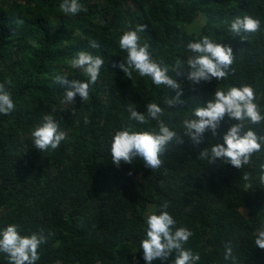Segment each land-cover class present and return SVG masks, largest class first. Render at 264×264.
I'll use <instances>...</instances> for the list:
<instances>
[{
    "label": "trees",
    "instance_id": "16d2710c",
    "mask_svg": "<svg viewBox=\"0 0 264 264\" xmlns=\"http://www.w3.org/2000/svg\"><path fill=\"white\" fill-rule=\"evenodd\" d=\"M60 3L0 0V83L15 103L10 114H0V229L16 224L21 235L52 233L38 249L36 264H147L140 249L146 216L159 214L167 203L176 227L193 232L184 248L199 253L197 264H233L224 259L227 242L235 264H264V249L255 245L264 222V184L259 182L264 143L241 169L220 160L208 164L199 153L223 143V134L237 121L225 118L217 136L206 131L198 145L184 135L183 124L216 89L245 85L254 89L264 115V0H80L86 11L76 15L62 13ZM246 15L260 21V30L233 36L231 22ZM138 25L147 26L138 33L141 43L182 85L183 104L169 108L166 101L176 90L156 86L135 71L130 80L112 66L127 55L119 37ZM205 36L230 45L234 62L225 79L193 83L187 79L192 55L187 44ZM93 40L98 49L90 47ZM80 51L99 55L104 65L86 101L77 95L74 103H62L68 89L54 82L56 75L87 80L70 65ZM177 62L183 66L180 75L171 71ZM130 103L139 112L157 103L164 110L161 119L183 141L167 146L156 171L139 159L119 166L111 161L117 131L155 127L154 121L130 120ZM46 114L67 137L56 150L41 152L31 131ZM249 128L264 136V121L246 122ZM174 259L175 253L153 264ZM0 264H9L3 253Z\"/></svg>",
    "mask_w": 264,
    "mask_h": 264
},
{
    "label": "clouds",
    "instance_id": "9594fccd",
    "mask_svg": "<svg viewBox=\"0 0 264 264\" xmlns=\"http://www.w3.org/2000/svg\"><path fill=\"white\" fill-rule=\"evenodd\" d=\"M62 13L76 15L83 8L80 0H62L59 5ZM18 23H23L19 20ZM146 25H138L135 30L125 31L119 37V48L126 52V58L114 62L113 67L122 70L127 78L132 80L133 71L140 77H148L156 86L164 85L168 89L176 90V96L166 101L169 108H174L178 104H183L181 100L182 85L171 78L168 73L169 67L163 62H157L152 58L147 43H141L138 33L146 30ZM260 30V21L251 16L236 17L230 24V31L233 36L242 33H255ZM242 39L246 37L242 36ZM90 47L98 49L100 44L93 40ZM187 49L192 53L186 61L190 69L187 79L193 83L200 81L223 80L228 74L234 62L235 55L230 45L216 43L205 36L198 42H189ZM70 65L73 69L82 70L86 81L79 79L69 80L62 75H56L54 82L61 86H67L62 103L72 104L77 95L82 101L89 98V88L97 82L100 76V69L104 65V60L99 55L90 52L80 51L71 59ZM183 66L177 62L171 71L180 75ZM256 96L251 86L230 87L226 91L216 89L214 95L205 106H197L193 109V119H185L184 135L188 136L194 144H200L206 131L213 137L217 136L221 122L227 118L235 120L223 134V143H215L210 148L203 149L198 158L206 160L208 164L217 160L224 164L241 169L250 163V158L254 153L261 150L264 143V136H258L250 128L245 130L246 122L251 125H258L264 121L260 107L255 102ZM15 109V103L10 92L5 88L4 83H0V114L8 115ZM129 119L138 124L155 122V127L150 131H132L130 128L117 131L111 142L110 153L113 164L119 166L121 162L129 165L134 160H141L145 168L152 171L158 170L162 166L161 156L166 152L167 146L172 143H182L181 136L171 130L161 119L164 110L157 103L146 104V111L139 112L136 107L129 104ZM34 147L43 152L49 149L56 150L62 141H65L67 133L60 128L55 118L46 114L42 122L31 131ZM131 174V173H129ZM247 179V177H245ZM259 182L264 184V164H260ZM251 188V185L248 186ZM167 203L160 206L159 214L154 212L146 216L145 236L140 241V249L143 250V259L147 264L154 261H167L175 253L172 264H197L200 260L199 253H193L190 249H185L186 244L193 232L187 227H176L177 221L166 211ZM43 229L38 233L21 235L19 226L10 224L0 229V253L6 255L9 264H36L40 259L38 249L47 242L48 236ZM255 245L264 249V222H262L255 235ZM225 261L232 260L233 248L230 242L224 244Z\"/></svg>",
    "mask_w": 264,
    "mask_h": 264
}]
</instances>
